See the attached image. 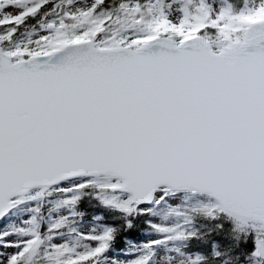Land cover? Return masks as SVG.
I'll use <instances>...</instances> for the list:
<instances>
[{"label":"snow or ice","instance_id":"obj_1","mask_svg":"<svg viewBox=\"0 0 264 264\" xmlns=\"http://www.w3.org/2000/svg\"><path fill=\"white\" fill-rule=\"evenodd\" d=\"M0 264H264V0H0Z\"/></svg>","mask_w":264,"mask_h":264},{"label":"trees","instance_id":"obj_2","mask_svg":"<svg viewBox=\"0 0 264 264\" xmlns=\"http://www.w3.org/2000/svg\"><path fill=\"white\" fill-rule=\"evenodd\" d=\"M3 223H4L3 221H1V222H0V227H2V226H3Z\"/></svg>","mask_w":264,"mask_h":264}]
</instances>
